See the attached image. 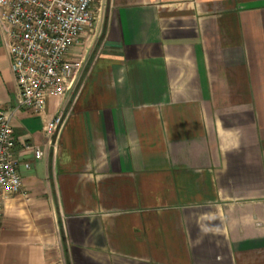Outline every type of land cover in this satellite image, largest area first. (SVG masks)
<instances>
[{
	"label": "crops",
	"instance_id": "0c3cea01",
	"mask_svg": "<svg viewBox=\"0 0 264 264\" xmlns=\"http://www.w3.org/2000/svg\"><path fill=\"white\" fill-rule=\"evenodd\" d=\"M104 3L42 115L20 107L0 20L24 183L0 264H264V0Z\"/></svg>",
	"mask_w": 264,
	"mask_h": 264
},
{
	"label": "built area",
	"instance_id": "2783aa9c",
	"mask_svg": "<svg viewBox=\"0 0 264 264\" xmlns=\"http://www.w3.org/2000/svg\"><path fill=\"white\" fill-rule=\"evenodd\" d=\"M97 0H0V20L10 37L9 53L19 91L20 107L33 114L46 111L48 98L73 92L83 68V57L75 53L81 37L93 28ZM66 114L62 111L46 127L56 136ZM16 136L11 113L0 109V230L3 201L24 190L15 156ZM34 146L35 159H41ZM30 168L29 163L25 164Z\"/></svg>",
	"mask_w": 264,
	"mask_h": 264
},
{
	"label": "rangeland",
	"instance_id": "374dc122",
	"mask_svg": "<svg viewBox=\"0 0 264 264\" xmlns=\"http://www.w3.org/2000/svg\"><path fill=\"white\" fill-rule=\"evenodd\" d=\"M104 1H105V0H97L95 6H97L98 4H99V5H101V4L104 5V4H105ZM91 29H92V28H91ZM80 44H82V43H80ZM80 44H79L78 46H81ZM83 69H84V58H83V68H82V71H83ZM82 71H81V72H82Z\"/></svg>",
	"mask_w": 264,
	"mask_h": 264
}]
</instances>
